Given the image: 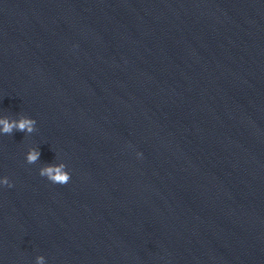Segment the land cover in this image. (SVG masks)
<instances>
[{
    "label": "clouds",
    "instance_id": "9594fccd",
    "mask_svg": "<svg viewBox=\"0 0 264 264\" xmlns=\"http://www.w3.org/2000/svg\"><path fill=\"white\" fill-rule=\"evenodd\" d=\"M35 124V119L26 116H21L18 120L5 117L0 119V126H2L0 127V132L10 135L13 129H16L18 131L32 133L34 131ZM38 158L39 152L36 150H30L26 156V161L29 164H34ZM39 174L42 177H46L53 184L59 185H65L71 179V174L66 171V165L64 163L45 166L39 170ZM0 183L8 187H12V184L7 177L0 181ZM36 264H44V257H36Z\"/></svg>",
    "mask_w": 264,
    "mask_h": 264
}]
</instances>
